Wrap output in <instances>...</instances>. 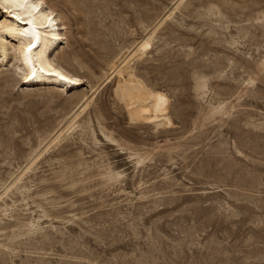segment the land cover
I'll use <instances>...</instances> for the list:
<instances>
[{
    "label": "rangeland",
    "instance_id": "1",
    "mask_svg": "<svg viewBox=\"0 0 264 264\" xmlns=\"http://www.w3.org/2000/svg\"><path fill=\"white\" fill-rule=\"evenodd\" d=\"M47 3L83 82L0 67V264H264V0Z\"/></svg>",
    "mask_w": 264,
    "mask_h": 264
},
{
    "label": "bare ground",
    "instance_id": "2",
    "mask_svg": "<svg viewBox=\"0 0 264 264\" xmlns=\"http://www.w3.org/2000/svg\"><path fill=\"white\" fill-rule=\"evenodd\" d=\"M0 15L3 19L0 22V67L10 65L13 76L16 74L21 78V85H33L28 84L31 79L64 89L77 88L82 84L83 79L79 75L63 66L67 59L65 52L55 55L59 45L66 39L64 31L67 27L47 0H27L26 3L23 0H0ZM138 44L147 47L145 39H141ZM118 68L115 66L114 70ZM62 129L60 127L54 131L47 142L56 139ZM39 152L40 148L33 152L18 173L32 163ZM16 175L2 190L9 186Z\"/></svg>",
    "mask_w": 264,
    "mask_h": 264
},
{
    "label": "snow or ice",
    "instance_id": "3",
    "mask_svg": "<svg viewBox=\"0 0 264 264\" xmlns=\"http://www.w3.org/2000/svg\"><path fill=\"white\" fill-rule=\"evenodd\" d=\"M13 2H18V0H13ZM23 2H27V0H23ZM17 19H19V17H17ZM30 50V49H29Z\"/></svg>",
    "mask_w": 264,
    "mask_h": 264
}]
</instances>
